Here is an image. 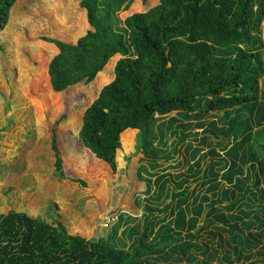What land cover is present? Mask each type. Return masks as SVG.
Segmentation results:
<instances>
[{
	"label": "trees",
	"instance_id": "obj_1",
	"mask_svg": "<svg viewBox=\"0 0 264 264\" xmlns=\"http://www.w3.org/2000/svg\"><path fill=\"white\" fill-rule=\"evenodd\" d=\"M40 1L45 8L26 13L29 47L22 33H6L23 24L18 8L0 34L16 44L11 94L22 125L32 106L38 140L41 123L48 128L55 172L83 188H95L102 174L115 182L140 149L146 164L135 176L153 201L121 247L120 217L106 237L69 235L35 219L38 194L19 212L0 214V264H264V0ZM15 2L0 0V32ZM37 51L27 68L22 54ZM36 154L37 144L25 177L41 182ZM177 156L185 172H153ZM189 180H201L190 193ZM113 186L126 191L125 176Z\"/></svg>",
	"mask_w": 264,
	"mask_h": 264
},
{
	"label": "rangeland",
	"instance_id": "obj_2",
	"mask_svg": "<svg viewBox=\"0 0 264 264\" xmlns=\"http://www.w3.org/2000/svg\"><path fill=\"white\" fill-rule=\"evenodd\" d=\"M34 2L35 1L31 0L28 3H23L21 7L22 10L26 11L32 4H34ZM260 36L261 38L263 37L261 33ZM10 51H13V49L10 50V46L6 44H3V47L0 48V75L2 77L0 78V124L3 120L5 121V129L2 130L3 132L1 131L0 125V142L7 143V145H4L3 147L4 151L0 153V162L3 161L2 163H4L7 160V165L4 166L5 168L0 167V214H7L10 211L19 212L22 206H27L30 202H33L32 200L36 199L37 193L38 191H40V189H38L40 186L37 187L36 180H34L33 178L25 177V171L27 172L26 167L29 159H31L30 156L31 152H33L34 145H38V154H36V156L34 155L35 162L44 160V158H48L49 160L50 158H52L54 160V155L52 154L51 150H48L50 134L48 128L42 123L41 127L43 126L44 137H42L40 140L37 139V126L35 125H37L38 119L36 118V110L32 106L29 107L30 112L28 117L24 119L25 122L23 125L25 127H23V118L21 117L22 112H18L19 110H21L20 105L17 102L12 103L13 95L11 94V85L15 80L16 70L9 69L8 67V60L11 58V55L9 54ZM46 55L50 56L48 53H46ZM262 81H264V75L260 78L259 83L261 84ZM5 89H7V93L4 92ZM7 99H9L10 101H8ZM6 102L8 103L6 104ZM27 107L28 106L26 104V108ZM1 111L5 112L3 116L1 115ZM171 116H175V113L173 112L169 114L164 120L170 118ZM66 121L68 120H64L62 121V123L64 124ZM27 122H29V124H27ZM189 122H191L192 125L196 123V121L192 119L189 120ZM194 131L200 132L201 130L195 129ZM63 132L62 136H67V138L71 140L70 137L72 138L73 135L66 134L67 131ZM63 137L62 143L63 146L66 147V139L63 140ZM173 140V137L168 138V147ZM187 141H191V139H188ZM1 144L0 147L2 146ZM5 148L7 149V151H5ZM204 151H206V149H204ZM9 152L11 155H14V157L7 158L9 157ZM139 152L140 149H137L136 153L128 156L127 165L124 171L119 172L120 176L115 182H112L110 179H108L110 181L109 185L106 183V180L101 177L102 175H106L107 178H109L107 174H102L98 177V184L95 188H83L77 183L60 179L57 172L52 173V177L55 176V178L57 177L58 180H56L55 178H51V181L54 183V185H58L60 191H58L56 197L51 199V203H48L47 206L60 205V207L69 208V206L73 207V205H70L69 202L75 203L77 220L82 226L75 233L79 237L88 238L90 240L99 239L102 236L106 237L108 230H110V228L120 217V219L122 220L120 222L121 226L116 232L114 243L121 247L129 245L131 240L127 230L129 228H139L141 226V215L143 213L142 208L145 204V201L146 199H148V201L150 200L151 202L153 201V196L151 197L150 195L144 194L145 183L138 182L135 176V169L140 165L146 164V162L141 161L142 155ZM181 153L182 151H180V154ZM179 160L180 156H177L175 157V161L172 160L167 163H162L158 166V168H155L153 172H167L173 176L178 172H185L186 165L180 164L179 166H175V164ZM123 175L126 178L127 189L123 193H120L114 188L113 185L117 183L120 180V177H122ZM142 176H146L144 172ZM200 183L201 180H199V182L189 180L188 192L190 193L192 189L194 187H198ZM70 184L72 185V187L73 185H75L73 187L74 189L71 191L75 193L74 195H76L72 196L71 199L68 198L64 192L65 189L70 186ZM49 186L53 187L50 183ZM85 189H90V191H85ZM204 189V187H199L197 189V192L201 193V191ZM26 190H28V196L20 197V195H22V192ZM47 193L48 191L41 192L40 195L42 196V199L39 202L40 206L45 204L43 203L45 200L44 195ZM22 200L24 201L21 202ZM64 200H66V205L62 206V202H64ZM191 201L192 196L191 198H189V203ZM119 204H121V206H119ZM49 209L54 210L51 207H49ZM110 217H116L117 219L115 220L114 218H112L111 220ZM49 218L50 216L46 215L41 219L46 223L51 224L52 220ZM199 242L203 243V241L200 239Z\"/></svg>",
	"mask_w": 264,
	"mask_h": 264
},
{
	"label": "crops",
	"instance_id": "obj_3",
	"mask_svg": "<svg viewBox=\"0 0 264 264\" xmlns=\"http://www.w3.org/2000/svg\"><path fill=\"white\" fill-rule=\"evenodd\" d=\"M31 0H26V1H24V2H20V0H16V2L14 3V5L11 7V9L9 10V15H8V20H7V24L5 25V27H4V29L0 32V34L1 33H4L5 32V30H6V28L8 27V25L10 24V21H11V17H12V14H13V12L18 8V11H19V13H20V18H21V20H24L23 21V24H21L20 26H13L11 29H9L8 31H6V33H22L20 36H19V40H20V42L21 43H23L24 45H27V44H25L24 42H23V36L24 35H27V34H29L30 32H31V29H32V23H31V21L26 17V13L27 12H29V11H31L32 9H33V7L35 6V5H42L44 8H45V5L43 4V2H41L40 0H33V1H35L34 2V4H32L26 11H23L22 10V4L23 3H28V2H30ZM21 3V5H17L18 3ZM75 5H76V2H75V4L73 3L72 4V6L73 7H75ZM45 11H46V9H45ZM73 13H74V10H73V12H68L67 13V17H66V21H70V20H72L73 18ZM14 14H16V12L14 13ZM30 28V29H29ZM14 38L11 36V35H9V34H6V35H3L2 36V38L0 39V48L1 47H3V44H6V45H9L12 49H14L15 47H16V44L14 43V42H12V40H13ZM26 48L27 47H29V45H27V46H25ZM31 47H39V46H31ZM40 50H44V49H42L41 47H40ZM38 52H40V51H37V52H35L32 56H28V54H22V58H25V59H27V68H28V60L31 58V57H33L36 53H38ZM50 56H47L48 57V59H51L52 58V53L51 52H47ZM27 57H29V58H27ZM13 58H14V56L13 57H11V59H9L8 60V67H9V69H15V66H13V64H12V61H13ZM14 67V68H13ZM26 73V72H25ZM4 84H6V83H4ZM4 92L5 93H7V89H5L4 90ZM8 101H10L9 99H7ZM13 102H17V100H15L14 98L12 99V103ZM8 102H6V104H7ZM12 108H14V107H12ZM29 108V107H28ZM14 110V109H13ZM30 110V109H29ZM28 110V112H27V110H26V113H25V115L26 114H28L29 115V111ZM4 111H1V115L3 116L4 115ZM28 117V116H27ZM6 119V118H5ZM13 123V122H12ZM28 123V122H27ZM1 131L3 130V129H5V121L3 120L2 122H1ZM35 126H37V125H35ZM23 127H25L24 125H23ZM126 130H128V129H126ZM126 130H124V131H126ZM129 130H131V129H129ZM123 131V132H124ZM137 131V130H136ZM3 132V131H2ZM122 133V132H121ZM135 146H136V144H135ZM4 147V146H3ZM5 151H7V149L5 148ZM52 152V151H51ZM52 154H53V152H52ZM10 156H12L11 154H10V152H9V157ZM9 157H7V158H9ZM7 161V160H6ZM4 162V163H2L3 161H1L0 162V167H4V166H6L7 165V162ZM39 162V163H38ZM36 163H38V172L41 174L42 173V176H43V179H41V182H39V181H36V183H37V187H39L38 189H41V188H43V186H44V184H51L52 186H54V189L53 188H51L52 190H50V191H48V193L47 194H45L44 195V202L43 203H45L44 205H42V206H40L39 205V217L38 218H35V219H40V220H42L41 218H43V217H45L46 215H48V216H50V218L49 219H51L52 220V223L50 224V223H48V224H50V225H53V226H56V224H60V225H62L64 228H65V230H66V232L69 234V235H73L71 232H70V223H72V222H75V224H76V231L77 230H79L80 229V227H82L80 224H79V221L77 220V213H76V210H75V207H76V205H75V203H72V202H69L70 203V205H73V207H71V206H69V208H67V207H65V208H63V207H60V205L58 206V205H52V206H47L48 205V203H51V199L52 198H54V197H56L57 196V194H58V191H60L59 189V187H58V185L57 184H55L54 185V183L52 182V181H49L48 182V179H47V176L46 175H51L52 173H54L55 172V170H54V160L52 159V158H50V160L48 159V158H44V160H39V161H37ZM40 166H42V168L40 167ZM5 168V167H4ZM1 169V168H0ZM119 170V169H118ZM1 171V170H0ZM119 172H121L120 170H119ZM45 173V174H44ZM49 173V174H48ZM51 178H55V176H53L52 177V175H51ZM56 180H58L57 179V177L55 178ZM109 179V178H108ZM35 180V179H34ZM110 182V181H109ZM139 182V181H138ZM57 185V186H56ZM56 186V187H55ZM46 188V187H45ZM50 189V188H49ZM52 191V192H51ZM65 194L67 195V197L68 198H70L71 199V197L72 196H76V195H74L75 193H73L70 189H65ZM38 194H41V192L40 191H38V193H37V196H38ZM60 196V195H59ZM61 197V196H60ZM63 198V197H62ZM64 199H66V198H64ZM68 200V199H67ZM46 201V202H45ZM66 203V200H64V202H62V206H64V205H66L65 204ZM49 207H51V208H53L54 210H50L49 209ZM49 211V212H48ZM76 215V216H75ZM33 218V217H32ZM44 221V220H43ZM74 235H77L76 233H74ZM73 235V236H74ZM82 238H84V237H82ZM85 239H88V238H85ZM90 240V239H89Z\"/></svg>",
	"mask_w": 264,
	"mask_h": 264
},
{
	"label": "built area",
	"instance_id": "obj_4",
	"mask_svg": "<svg viewBox=\"0 0 264 264\" xmlns=\"http://www.w3.org/2000/svg\"><path fill=\"white\" fill-rule=\"evenodd\" d=\"M112 218H114L115 220L117 219L116 217H110L111 220H112Z\"/></svg>",
	"mask_w": 264,
	"mask_h": 264
}]
</instances>
